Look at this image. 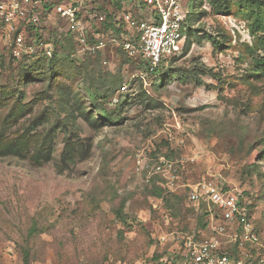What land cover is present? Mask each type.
Masks as SVG:
<instances>
[{"label":"rangeland","instance_id":"1","mask_svg":"<svg viewBox=\"0 0 264 264\" xmlns=\"http://www.w3.org/2000/svg\"><path fill=\"white\" fill-rule=\"evenodd\" d=\"M251 1H190L191 32L160 67L161 81L143 79L117 44L90 54L61 32L49 73L48 61L15 52L19 35L33 38L27 19L10 30L0 18V264H25L27 255L28 264H156L203 228L209 206L192 199L203 181L244 199L264 255V70L256 65L264 53L255 25L264 0ZM161 161L169 174L156 172Z\"/></svg>","mask_w":264,"mask_h":264},{"label":"built area","instance_id":"2","mask_svg":"<svg viewBox=\"0 0 264 264\" xmlns=\"http://www.w3.org/2000/svg\"><path fill=\"white\" fill-rule=\"evenodd\" d=\"M107 0H22L0 1V18L9 29L25 17L28 24L39 28L41 38L26 42L18 36L16 54L52 57L54 45L49 33L54 30L71 33L87 53L95 54L107 46L97 30L107 20L98 9ZM190 0H122L119 18L125 24L121 44L133 59H142L148 69L143 79L156 73L169 59L182 50L188 31ZM146 9V14L142 12ZM93 35V40L89 35ZM115 42V40H114ZM123 91L126 90L124 87ZM171 167L161 161L157 173L169 174ZM192 199L209 206L206 229L194 233L179 243L157 264H264L262 245L248 211L241 206L240 195L221 183L199 182L192 187Z\"/></svg>","mask_w":264,"mask_h":264},{"label":"trees","instance_id":"3","mask_svg":"<svg viewBox=\"0 0 264 264\" xmlns=\"http://www.w3.org/2000/svg\"><path fill=\"white\" fill-rule=\"evenodd\" d=\"M122 0H107L106 4L101 7L100 9H98L99 11V14L100 15H106L107 16V20L101 25V28L99 30H97V34H100L101 37L107 39L108 36H110L109 40L107 41V45L109 44H117L120 49L126 54V56L131 60V61H138L139 62V66L142 67V70H143V73H146L147 72V69H148V65L146 62H144L142 59H133V58H130L129 55L125 52L124 48L122 47V44H121V35L124 31V28H125V24L123 23V21L119 18V13H120V2ZM191 2L193 0H190ZM252 4L256 7H260V1H251ZM214 5L216 4L213 3ZM213 5V6H214ZM221 5V8L223 9V11H227L228 10V7L223 5L222 3L220 4ZM219 5V6H220ZM257 18H256V22H255V25H256V28L258 29L257 32L259 33H262L263 34V37L261 39V41L259 42L260 46H261V50L263 51L264 53V21H261L262 19L260 18V15H256ZM261 19V20H260ZM264 20V19H263ZM29 30L32 31V33H30V35H32L33 37H38V38H41L38 31H39V28H36L35 26H32V25H29ZM59 31L58 30H54V31H51L49 33V37H50V40L51 42L53 43V45H55V39H56V36H57V33ZM191 30H188V34H190ZM61 33H64L67 37H71L73 38V35L71 33H65V32H61ZM93 40V38L91 39ZM115 40V42H114ZM58 52L57 51H54L53 53V56L52 57H39V58H36L37 61H35L36 65H42L44 61H48L47 65L49 66L50 68V71L49 73H52L54 74L56 71H57V64H58ZM175 59V56L172 57V60ZM257 67L260 68L261 70H264V56L260 59H258L257 63H256ZM90 67H93V62L89 61L87 66H86V77H88L89 75V71L88 69ZM167 70L162 68V69H159L156 73L152 74L151 76H154L156 78H158L157 80L161 81L163 78V76L165 77L164 73L166 72ZM167 74V73H166ZM88 80L86 81V85L88 84ZM124 88V87H123ZM88 94H89V97L91 98L92 101L96 102L97 101V95L93 92V91H88ZM101 116L103 119H108L109 118V115L106 111H101ZM93 120H96V119H93ZM51 156H52V151H48L47 153L44 154V157L46 158V161H49L51 159ZM73 156H74V147H70L67 151H65L64 153V162L67 163L68 161H71L73 160ZM152 194L154 197L158 198V199H163L165 200V193L163 191V189L161 188H153L152 189ZM240 203H241V206H243L247 211H248V214H249V217L250 219L252 218V215H251V212H250V207L248 205H246V203H244V199L242 197H240ZM207 204L206 203H201L200 206L202 207H205ZM124 208H125V203H122L117 214H118V218H120L121 220L124 218L123 215H124ZM206 215H209V212L206 214ZM123 221L126 223V221L123 219ZM207 227V222L205 221L204 225H203V228L200 229L199 231H202L204 229H206ZM198 231V232H199ZM162 256H157L156 257V264L157 262L159 261V259L161 258ZM25 264H28V255L25 259Z\"/></svg>","mask_w":264,"mask_h":264}]
</instances>
